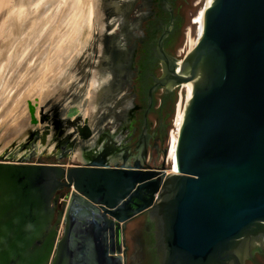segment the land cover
I'll use <instances>...</instances> for the list:
<instances>
[{"label": "water", "instance_id": "water-1", "mask_svg": "<svg viewBox=\"0 0 264 264\" xmlns=\"http://www.w3.org/2000/svg\"><path fill=\"white\" fill-rule=\"evenodd\" d=\"M159 43L160 86L193 84L175 173L169 149L156 169L0 163V264H127L121 231L144 213L159 264H244L247 243L264 239V0H214L182 60ZM61 188L101 210L80 234L61 235L72 206L56 220Z\"/></svg>", "mask_w": 264, "mask_h": 264}, {"label": "rangeland", "instance_id": "rangeland-1", "mask_svg": "<svg viewBox=\"0 0 264 264\" xmlns=\"http://www.w3.org/2000/svg\"><path fill=\"white\" fill-rule=\"evenodd\" d=\"M204 3L205 0L178 1L177 5L179 6L181 17L176 30V44L172 50V53L178 59H183L185 56L183 53L185 44L188 41L193 42L195 40L190 36V31L192 33L194 31L192 22L199 14ZM98 4L100 5L97 7L101 13L102 28L95 21L91 36L80 46L81 48L74 49L68 46L70 44H65L67 48L65 51L66 55L64 56H69V60L62 65V67H65L64 74L66 73V75H62L61 77L63 82L61 79L58 83L54 81L53 74V78L51 77V79H53V82H56L54 84L56 87L49 89L50 92L48 90L47 94L39 96L40 98L34 95L36 94V90H32V86L27 85L24 88L25 84H17L20 85L17 87L18 92L24 93L22 97L19 96L18 98L23 99L24 104L30 102V104L34 105V103H37L39 113L38 116L33 111L26 113L25 118L28 117L30 119V129L27 128V130L25 128L21 132L23 134L28 132L27 136L20 142H17L18 136H22L19 133L18 136L13 138L14 142L12 144L10 143L7 146L1 145L0 157L15 156L20 159L28 158L27 161L36 162L35 164H54V153L60 151L58 143L74 131L75 127L73 124L80 118L82 121L79 123L83 127L84 120L88 121V125L93 131L94 136L100 130L110 131L113 134L120 129L122 123L128 122L127 113L133 108L134 103L133 93L129 87L121 90V93L116 94V97H113L111 100L107 99V101L102 102V99L106 96V94L102 93L103 88L111 85L113 78V75L107 69V64H104V62L108 60L110 53L117 57L124 55L122 53L115 54V45L117 43L120 44L121 49H129L130 46L133 47L134 43L142 37V25L146 24L152 13V8L150 7L151 0H98ZM195 30L196 38L197 27H195ZM38 59L39 56L36 55L33 57L32 62L35 63ZM96 77L98 78L100 88L97 89V101L94 103L93 91L95 89L92 87V80L97 79ZM183 86L175 89L170 88L167 92L168 98L166 100L163 99L162 103H159L157 113L151 116L156 124L154 129L163 128L166 131V141L162 143V149L164 150L169 149L170 138L175 128L180 104L186 108V90ZM176 91H178L177 95L174 94ZM3 110V108L0 110V116L4 114ZM106 116L108 117L107 121L100 124V120ZM3 119H1V124L3 123ZM47 125L50 126L51 133L47 138V144L43 145L42 137ZM60 130H63L64 133L59 135L57 142L52 141L53 143H50L51 139ZM6 133L5 131L1 135L5 136ZM126 134H119L116 139L121 141ZM71 139H74V135ZM90 143H93V141L91 140ZM2 146H4L3 149L1 148ZM31 146L33 147L31 148ZM34 147L37 148L36 153L33 152ZM46 147H48L47 150L42 153ZM82 147L83 145L74 147L68 160L63 161L67 163L66 167L82 163ZM149 163L159 168L163 163V152L161 151L159 154L155 153L153 158L149 160ZM170 166L171 162H168L167 168L170 169ZM133 243L128 238V245ZM131 253L132 250L129 254ZM135 260L134 255L130 258L128 264H136Z\"/></svg>", "mask_w": 264, "mask_h": 264}, {"label": "flooded vegetation", "instance_id": "flooded-vegetation-1", "mask_svg": "<svg viewBox=\"0 0 264 264\" xmlns=\"http://www.w3.org/2000/svg\"><path fill=\"white\" fill-rule=\"evenodd\" d=\"M178 1L151 0L152 13L146 24L142 25V37L129 49H121L120 44L117 43L115 54L122 53L124 55L117 57L110 53V57L104 62L113 78L111 85L104 87L105 90L107 88L109 90L107 89V93L105 92L106 96L102 102L107 99L111 100L116 97V94H120L121 90L129 87L133 93L134 103L133 108L127 113L128 122L122 123L120 129L113 134L110 131L100 130L96 136L93 131L90 132L82 125L74 123V131L58 143L60 151L54 153L55 165L66 167L67 163L63 161L68 160L75 146L83 145L81 164L84 165L98 163L112 167H127L139 163L146 168H158L149 163V160L155 153L159 154L162 151L164 154L162 143L166 141L167 134L163 128L154 129L156 124L151 116L157 113L159 103H162L164 96L169 91L160 86L164 70L159 42L163 37L164 51L169 57L176 58L172 50L176 44V30L181 17ZM150 91L153 94V104L149 110ZM147 113L148 117L146 118ZM107 119V116L101 119L100 124L105 123ZM50 133V126L47 125L42 137L46 144ZM63 133V130L58 131L50 143L57 142L59 135ZM124 133L127 134L121 141H118L117 136ZM72 134L74 139H71ZM91 140L93 143H90ZM27 160L28 158L20 159L15 156L0 157V163H36ZM70 192V189L61 188L56 195L58 197L56 220L61 212L72 205L71 217L68 218L70 220H63L60 227L62 237L66 235L67 231L71 234H80L82 227L91 222L94 214H101L99 208H95L75 196L72 200ZM156 224L151 220L149 213H144L124 226L121 237L123 250L127 255V264L134 255L136 264H159L156 250ZM128 238L134 243L128 245ZM131 250L132 253L129 254ZM243 260L244 264H264V239L249 241Z\"/></svg>", "mask_w": 264, "mask_h": 264}, {"label": "bare ground", "instance_id": "bare-ground-1", "mask_svg": "<svg viewBox=\"0 0 264 264\" xmlns=\"http://www.w3.org/2000/svg\"><path fill=\"white\" fill-rule=\"evenodd\" d=\"M213 1L205 0L194 19L197 37L195 38L196 33L190 31V36L195 40L188 41L189 51L195 48L203 33L205 12ZM98 5V0H0V110L4 109V114L0 116V146L12 144L13 138L19 133L22 136L19 135L16 141L23 140L28 132L23 134L21 131L30 129V119L25 118L26 113L33 111L36 116L39 113L37 103L24 104L23 99L18 98L24 93L18 92L17 87L20 85L17 84H25L24 88L32 86V90H36L34 95L38 98L56 87L54 84L60 81L62 75H66L65 67H62L69 60V56H64L67 48L65 44H70L68 46L74 49L82 46L91 36L95 21L102 28ZM36 55L39 59L33 63L32 59ZM52 75L56 82L51 79ZM92 81L95 103L100 85L98 78ZM183 87L187 103L193 94V84L187 83ZM184 119L185 106L180 104L169 144L171 164L176 159ZM5 131L7 133L2 136ZM169 173L175 172L170 168Z\"/></svg>", "mask_w": 264, "mask_h": 264}, {"label": "built area", "instance_id": "built-area-1", "mask_svg": "<svg viewBox=\"0 0 264 264\" xmlns=\"http://www.w3.org/2000/svg\"><path fill=\"white\" fill-rule=\"evenodd\" d=\"M192 25H193V28H194V29H193V30H194V31H193V34H195V31H196V30H195L196 24H194V19H193V24H192ZM191 32H192V31H191ZM189 52H190V51H189V47H188V45H187V43H186L185 46H184V49H183V53H184V55L186 56ZM185 56H184V57H185ZM184 57H183V58H184ZM178 60H182V59H178Z\"/></svg>", "mask_w": 264, "mask_h": 264}, {"label": "trees", "instance_id": "trees-1", "mask_svg": "<svg viewBox=\"0 0 264 264\" xmlns=\"http://www.w3.org/2000/svg\"><path fill=\"white\" fill-rule=\"evenodd\" d=\"M177 90H178V89H177ZM174 94L177 95V94H178V91H176ZM167 98H168V95H165V96H164V100H166Z\"/></svg>", "mask_w": 264, "mask_h": 264}, {"label": "clouds", "instance_id": "clouds-1", "mask_svg": "<svg viewBox=\"0 0 264 264\" xmlns=\"http://www.w3.org/2000/svg\"><path fill=\"white\" fill-rule=\"evenodd\" d=\"M192 24H193V22H192ZM178 59V58H177Z\"/></svg>", "mask_w": 264, "mask_h": 264}]
</instances>
